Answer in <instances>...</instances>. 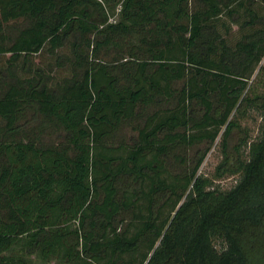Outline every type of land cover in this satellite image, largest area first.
<instances>
[{"label":"trees","instance_id":"obj_1","mask_svg":"<svg viewBox=\"0 0 264 264\" xmlns=\"http://www.w3.org/2000/svg\"><path fill=\"white\" fill-rule=\"evenodd\" d=\"M263 56L264 0H0V264H264Z\"/></svg>","mask_w":264,"mask_h":264},{"label":"rangeland","instance_id":"obj_2","mask_svg":"<svg viewBox=\"0 0 264 264\" xmlns=\"http://www.w3.org/2000/svg\"><path fill=\"white\" fill-rule=\"evenodd\" d=\"M111 7V6H110ZM117 16L114 14H110L108 22L113 21V19H116ZM136 42V38L132 36L127 37H121L118 42L117 49H120L125 52L126 49L134 44ZM115 52H111L108 56H102L100 55L102 59L111 60L114 59L113 55L117 54V50L115 49ZM260 66H263L264 68V56L259 62V64L256 66L255 71L252 75V78L255 77L256 73L258 72V69ZM256 83V82H255ZM179 85V84H177ZM256 86L258 87V90L264 91V72L262 73V76L260 80L256 83ZM239 111L241 112L238 114L237 120L239 122V130L236 128H233L230 132V134L227 137V146H226V153L228 157V162L226 165H221L222 160V154L220 151V137H217L216 140L213 143H200L192 148L188 149L186 151V155L188 157V162H191L192 158H198V154L204 150H206V155L199 166L198 174H202L206 177H209L212 179V181L220 185L223 188H228L232 184L235 183L236 174H231L230 170L231 164L234 163L235 158V147L238 145L240 139L243 138L245 132L248 133L249 139H253L258 135L259 132V124H260V112L256 108H245V104H240ZM122 130L120 131V134H122L123 137H130L134 135V131L131 129L132 125L123 124ZM61 135L57 132L49 133L48 136L45 137V140L53 142H58L61 140ZM190 165L192 163H189ZM183 169L182 165H174L172 166V170L181 171ZM128 182V181H127ZM31 260L33 264H54V261L45 262L41 259L37 258L36 256H31Z\"/></svg>","mask_w":264,"mask_h":264}]
</instances>
